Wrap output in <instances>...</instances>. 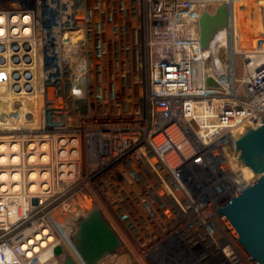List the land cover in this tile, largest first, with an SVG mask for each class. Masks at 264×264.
<instances>
[{
  "label": "built area",
  "instance_id": "obj_1",
  "mask_svg": "<svg viewBox=\"0 0 264 264\" xmlns=\"http://www.w3.org/2000/svg\"><path fill=\"white\" fill-rule=\"evenodd\" d=\"M241 3L0 0V264H40L55 247L67 250L77 198L100 192L105 222L146 264H240L213 238L212 214L226 225L216 210L259 177L237 178L230 135L256 113L264 121V17L248 12L250 27L262 29L240 45ZM221 7L219 36L235 43L224 75L201 41V20ZM105 60L112 89L90 82ZM141 167L152 176L128 203L126 184L112 175ZM134 219L143 245L133 240Z\"/></svg>",
  "mask_w": 264,
  "mask_h": 264
},
{
  "label": "water",
  "instance_id": "obj_2",
  "mask_svg": "<svg viewBox=\"0 0 264 264\" xmlns=\"http://www.w3.org/2000/svg\"><path fill=\"white\" fill-rule=\"evenodd\" d=\"M219 14L222 15V29L225 25L223 7L219 9ZM215 19L216 17L204 16L201 20V41L205 46L208 45L207 30L215 23ZM206 83L216 86L210 77L206 79ZM76 103L78 109L83 112L86 110L82 100H77ZM230 135L234 139V152L240 165L237 178L245 185L257 175L259 177L239 194L227 200L216 212L253 264H264V121L256 113L230 132ZM36 202L34 199L33 203ZM77 224V231L72 235L71 241L86 264H98L119 248L120 240L104 222L99 210L94 209L78 220ZM53 254H63L62 247H55ZM64 257L62 264H76L68 254Z\"/></svg>",
  "mask_w": 264,
  "mask_h": 264
},
{
  "label": "rangeland",
  "instance_id": "obj_3",
  "mask_svg": "<svg viewBox=\"0 0 264 264\" xmlns=\"http://www.w3.org/2000/svg\"><path fill=\"white\" fill-rule=\"evenodd\" d=\"M244 2H248L249 4H256L257 6H259L262 9V18L264 17V0H245ZM216 19H215V23L212 24L208 30L206 35L208 38V44H213V47L215 46V40L216 39H221L219 38V33L221 31V27H222V15H218L216 14ZM252 23V22H249ZM258 26H260V24H258ZM257 26V27H258ZM260 28V27H259ZM235 47V43L234 41H228L225 42L223 45H221L220 50H218L216 52V50H214L211 53V57L209 58V65H211V67L213 68V70L217 73H221L222 75H224V66L227 65L228 61H229V52L233 53ZM216 48V47H215ZM233 62H234V66H235V72L236 75L239 74V69H240V57L238 55H233ZM213 71V72H214ZM90 82L95 81V83L97 84H102L103 86H108L110 89H112V85H111V76H110V68L108 63L105 61H103L101 63V65H94L92 69H90ZM119 97V95L117 94V96H115V98ZM54 106H56L55 104H50V99H47V103L45 104V108H47L49 110V112L47 111V116L48 119L52 121V119H55V116L51 114V110L50 108H53ZM85 106V105H84ZM112 107V104H111ZM86 109V106H85ZM87 109L84 111L86 112ZM62 118V117H61ZM138 164H141L140 162ZM123 174V173H122ZM115 179L118 180V182L122 181L124 184H126V190L129 194L125 195L126 199L129 203V201H131V199H133L134 196H136V200H139V196L138 194L142 193V186L143 185V181L146 180L149 176L151 178L152 173H150L148 170L145 171L142 167H141V171L137 170L136 172L130 173V172H126L125 174L121 175V174H113L112 175ZM123 191V190H122ZM124 192V191H123ZM86 193H82L80 194L81 197L77 200L78 204H77V208H78V215L76 218L77 220H80L82 218H84L85 216H87L90 212H92L94 209H97L101 212V216L102 219L104 220V215H103V207H102V201H101V192L99 193V197H96L94 195H92L90 198L88 195H85ZM96 194V193H93ZM148 197V195L146 196ZM133 201V200H132ZM133 206L136 207H141L139 206V204L137 202L134 203ZM141 212V210H140ZM139 214L138 210L135 209V213L132 214L133 217H135V219L139 222L140 218H139ZM61 217H64L62 215H60ZM149 217V216H148ZM131 219V217H130ZM134 219V224L136 225V227L138 228L137 234L135 235V238H133V240H137L138 245H143V239L141 238V228H140V223H138L136 220ZM73 221V219H72ZM132 221V219H131ZM78 222V221H77ZM105 222V220H104ZM106 223V222H105ZM108 224V223H107ZM65 228V225H62ZM78 228V224L76 225V230ZM75 230V232H76ZM75 232L73 234H75ZM72 234V235H73ZM71 237L69 238V241H71ZM118 237V236H117ZM149 238V237H148ZM146 239V238H145ZM118 240H120V246L119 248L113 252L110 253V255H108L107 257L103 258L102 260H100L98 262V264H140L141 261H143V259H141L140 255H138V251L136 250L135 247H133L131 244H128L127 241H125L123 239V241H125L126 243H123V241L118 237ZM124 244H128V246L126 247ZM70 247H72L74 249V251L77 250L75 248V245L73 243V241H71V243L69 244V246H66L67 250L63 251V254H61L60 256H56V257H51V256H45L43 257V259L41 260L40 264H62L64 261V255L65 254H69V250ZM72 251V250H71ZM72 254V253H71ZM75 255V254H74ZM71 256V255H70ZM78 257H75L76 260H79L80 264H84V262L82 261V258L79 256V254L77 253ZM45 259V260H44ZM141 259V260H140ZM46 261V262H45ZM43 262V263H42ZM50 262V263H49Z\"/></svg>",
  "mask_w": 264,
  "mask_h": 264
},
{
  "label": "bare ground",
  "instance_id": "obj_4",
  "mask_svg": "<svg viewBox=\"0 0 264 264\" xmlns=\"http://www.w3.org/2000/svg\"><path fill=\"white\" fill-rule=\"evenodd\" d=\"M240 1L242 2L241 3V7L242 8H239L238 11H237L238 27L236 29L237 30V33L236 34L238 36L236 35V37H237L238 43L240 45H242L244 47H249L253 43V39L250 37L251 32H252V30H253L254 27H257L258 26L259 23L258 22H255L256 24H254V26L251 28L250 27L251 23H249V20L250 19L248 18V12L253 13L254 15H262L261 14L262 13V9L259 6H257L256 4H252V3L249 4L248 2H244L245 0H240ZM258 27H260L262 29V26L261 25L258 26ZM219 38H220V36H219ZM250 40H251V42H250ZM214 45L215 46L213 47V44H208V47H206L210 53H212L214 50H216V51L220 50L221 45H223V40L222 39H216ZM48 94H49V89H48ZM39 99H40L39 100V103H41V96H40ZM46 146H47V144H43L42 147H41V149H45ZM4 148H5V146L4 145H1V150H3ZM16 149H17V145H13L12 146V150H16ZM232 153L235 154L234 151ZM42 159L45 160L46 159V156H43ZM12 160L17 161V157L16 156H13L12 157ZM29 176L30 177H34V174L31 173ZM14 178H18L17 177V174L14 175ZM32 188H33V186L30 187V189H32ZM212 219L214 221H216V223L218 224V228H219V229L216 230V232H217L216 235L217 236L215 235L213 237V235H211V237L215 238L216 243H222L223 241L226 240L229 245H225V246H223V248L224 249L226 248V250H228L231 253L230 256L232 257V259L233 260H237L240 264H250V262H249L250 261L249 260V256L247 255V253H245L244 249L242 248V246H240V244L238 243V241L236 240V238L232 236V234L230 233V231L227 228V225H223L222 223H220V221L218 220V218L215 215H213V214H212ZM48 240L51 241L52 240V237L49 236L48 237ZM126 241L129 243L128 240H126ZM130 244L133 247H135V245L132 243L131 239H130ZM45 245H46V242H44L42 244L43 247ZM34 250L37 251L38 248H35ZM77 253H76V255L72 254V257L78 263L79 260L77 261L76 258H75V257H77ZM45 255L46 254L40 255V258L43 259V257H45ZM138 255H140V254H138ZM140 257H141V259H143V261H141L140 264H146V262H145L144 258L142 257V255H140ZM82 261H83V259H82ZM84 264H86V263L84 262ZM252 264H253V262H252Z\"/></svg>",
  "mask_w": 264,
  "mask_h": 264
}]
</instances>
